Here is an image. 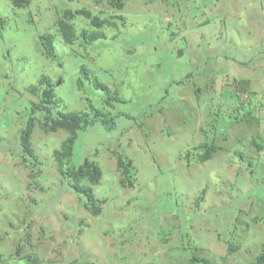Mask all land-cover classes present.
I'll return each mask as SVG.
<instances>
[{
  "label": "rangeland",
  "instance_id": "374dc122",
  "mask_svg": "<svg viewBox=\"0 0 264 264\" xmlns=\"http://www.w3.org/2000/svg\"><path fill=\"white\" fill-rule=\"evenodd\" d=\"M124 2L0 0V264H264V0ZM77 8L109 21L74 15L75 34L103 36L63 42L56 21ZM42 78L54 112L115 120L90 125L63 167L66 130L33 116V153L20 145ZM84 158L102 169L97 214L69 188Z\"/></svg>",
  "mask_w": 264,
  "mask_h": 264
},
{
  "label": "trees",
  "instance_id": "16d2710c",
  "mask_svg": "<svg viewBox=\"0 0 264 264\" xmlns=\"http://www.w3.org/2000/svg\"><path fill=\"white\" fill-rule=\"evenodd\" d=\"M110 6L122 9L125 5L124 0H106ZM28 0H12L14 6L22 7ZM74 15H82L89 19L90 23L97 28L101 27L103 24L108 23L109 18H103L100 15L92 14L91 10L88 8H77L75 10L65 9L63 15L57 19L58 31L63 39L64 43L71 44L78 38H85L90 40H95L103 36V32L99 30L87 31L83 30L80 35H76L72 24L69 20ZM121 18V16H118ZM42 45L44 47L45 53L50 57L54 56L55 48L53 46V35L43 34L40 36ZM78 83H81L78 80ZM41 92L38 93L39 99L33 102L28 109L29 117L26 120V125L20 130V145L24 152L33 153L31 147L30 136L33 130L34 119L33 116L38 118L39 125L45 131H56L58 129H64L68 132V137L61 143L59 149L54 150L53 156L56 161L63 167L66 161H70L73 156V150L75 142L78 140L80 135L96 121L101 122L105 125L107 129H112L115 126L114 116L110 115L109 112H104L100 108H95L90 106V112L84 111H56L54 112V93L52 85L46 78L41 79ZM98 85L106 88L105 84L98 82ZM31 90L34 87H30ZM34 91V90H33ZM35 93V92H34ZM106 101L112 105L113 101H120L118 96H109ZM40 112V116L39 113ZM203 152L199 154V159L205 161L212 157L215 147L213 145L203 144L200 146ZM117 153V152H115ZM64 158L66 161L64 162ZM117 167L123 175L130 177V163L121 154L116 155ZM67 174L72 177L73 183L69 184V188L74 191L79 201L87 207L92 213L97 214L100 212L99 205L96 204L94 191L91 185H96L99 183L102 177V169L100 166L84 158L81 162L77 164L72 162L66 168ZM85 179L89 184L82 183L81 181ZM264 261V254H261L258 258V262Z\"/></svg>",
  "mask_w": 264,
  "mask_h": 264
}]
</instances>
